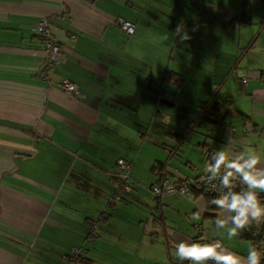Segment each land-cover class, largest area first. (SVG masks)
<instances>
[{
    "label": "crops",
    "instance_id": "obj_1",
    "mask_svg": "<svg viewBox=\"0 0 264 264\" xmlns=\"http://www.w3.org/2000/svg\"><path fill=\"white\" fill-rule=\"evenodd\" d=\"M256 10V0H0V264H62L92 231L85 264H188L175 257L181 241L246 264L253 243L214 227L229 213L150 186L154 165L194 177L221 148L264 171ZM42 19L62 50L49 70ZM62 80L84 97L65 95ZM119 159L132 163V190L112 204Z\"/></svg>",
    "mask_w": 264,
    "mask_h": 264
},
{
    "label": "clouds",
    "instance_id": "obj_2",
    "mask_svg": "<svg viewBox=\"0 0 264 264\" xmlns=\"http://www.w3.org/2000/svg\"><path fill=\"white\" fill-rule=\"evenodd\" d=\"M179 31V29L177 30ZM162 39H166L163 37ZM190 39L187 35L181 37V43ZM211 163L205 171L212 174L211 178L219 180L220 194L210 203L215 204L220 213L227 212V219L220 217L214 220L216 229L227 227L228 240L237 238L248 230L253 223H264V202L260 193H264V171L257 169L261 162L255 155L241 153L235 158H229L223 148L211 154ZM239 179L240 190L235 191L233 181ZM193 220H199V213H194ZM231 225V226H229ZM216 243H190L181 241L175 245V257L188 264H240V258L230 251H221ZM262 254L250 246L245 258L246 264H261Z\"/></svg>",
    "mask_w": 264,
    "mask_h": 264
},
{
    "label": "built area",
    "instance_id": "obj_3",
    "mask_svg": "<svg viewBox=\"0 0 264 264\" xmlns=\"http://www.w3.org/2000/svg\"><path fill=\"white\" fill-rule=\"evenodd\" d=\"M95 1V0H92ZM48 21L45 19L40 20L34 28L35 34L43 41L46 52V67L49 70L55 65H58L61 61L62 50L59 41L49 32ZM112 24L117 27L121 32L126 35H133L135 32L134 25L126 20H112ZM74 40V37H70ZM264 81V77H262ZM247 78L242 79V83L245 84ZM63 93L71 98L82 99L84 95L79 91L76 84L62 80L59 83ZM212 152L207 151L206 155L210 158ZM211 160V159H210ZM211 163V162H210ZM132 163L128 160L119 159L116 162V175L113 180V193L110 199V203L114 204L120 200L121 194L130 193L132 190V183L128 176L131 170ZM154 182L150 186V191L155 198H161L163 196L171 194H180L184 198H193L195 193L208 194L218 196L220 194L219 180L211 178L212 174L202 169L198 175L194 177H176L175 180L171 179V172L167 169L162 172L156 170L154 173ZM236 187L240 184L239 179L233 181ZM234 188V190L236 189ZM202 226L196 225L195 232H202ZM93 231L87 236L86 242L79 247H73L69 250V253L64 254L61 257L62 264H83L86 257V243L91 242L94 239ZM260 252L264 254V240L260 242Z\"/></svg>",
    "mask_w": 264,
    "mask_h": 264
},
{
    "label": "trees",
    "instance_id": "obj_4",
    "mask_svg": "<svg viewBox=\"0 0 264 264\" xmlns=\"http://www.w3.org/2000/svg\"><path fill=\"white\" fill-rule=\"evenodd\" d=\"M210 162H212L210 160ZM156 170H160L162 172H164L166 170V165L164 164H156L152 167L151 171L152 174L156 171ZM240 184L236 187L235 191H239L240 190ZM195 195H203L206 200H207V209L210 212H214L217 211V206L215 204L210 203V201L215 198V196L213 195H208V194H202V193H195ZM260 199L262 202H264V193H260ZM263 231H264V223L262 224H255L253 223L251 225V227L242 232L241 235L238 237L241 240H248L251 241L253 243V246L260 252V242L264 240L263 238ZM261 253V252H260ZM262 254V253H261ZM264 261V254H262V259H261V263ZM86 262V257L84 259L83 264H85ZM185 264V263H184Z\"/></svg>",
    "mask_w": 264,
    "mask_h": 264
},
{
    "label": "rangeland",
    "instance_id": "obj_5",
    "mask_svg": "<svg viewBox=\"0 0 264 264\" xmlns=\"http://www.w3.org/2000/svg\"><path fill=\"white\" fill-rule=\"evenodd\" d=\"M257 10L256 17L262 16V20L258 21L255 25L256 37H259V43L264 41V0H256ZM258 44V43H257ZM150 168H141V173L144 179L152 177ZM154 178V175H153Z\"/></svg>",
    "mask_w": 264,
    "mask_h": 264
}]
</instances>
